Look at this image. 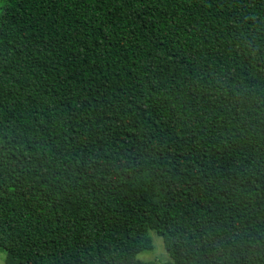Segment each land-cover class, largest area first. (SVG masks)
<instances>
[{"label": "trees", "instance_id": "16d2710c", "mask_svg": "<svg viewBox=\"0 0 264 264\" xmlns=\"http://www.w3.org/2000/svg\"><path fill=\"white\" fill-rule=\"evenodd\" d=\"M0 1L5 264H264V0Z\"/></svg>", "mask_w": 264, "mask_h": 264}, {"label": "rangeland", "instance_id": "374dc122", "mask_svg": "<svg viewBox=\"0 0 264 264\" xmlns=\"http://www.w3.org/2000/svg\"><path fill=\"white\" fill-rule=\"evenodd\" d=\"M1 8V1H0ZM148 236L151 239L152 250L144 251L140 253L137 258L142 262H154V263H166L170 261L167 253L164 250L163 243L160 237H158L153 231L148 232ZM5 255L0 252V264L4 263Z\"/></svg>", "mask_w": 264, "mask_h": 264}]
</instances>
